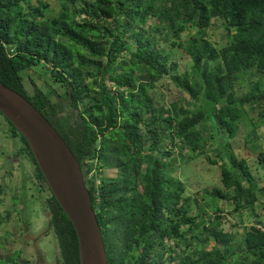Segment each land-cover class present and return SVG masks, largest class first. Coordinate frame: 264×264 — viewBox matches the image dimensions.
<instances>
[{
    "label": "trees",
    "instance_id": "trees-1",
    "mask_svg": "<svg viewBox=\"0 0 264 264\" xmlns=\"http://www.w3.org/2000/svg\"><path fill=\"white\" fill-rule=\"evenodd\" d=\"M33 1L0 0V82L39 110L78 159L107 263L264 264V221L256 212L264 209V185L233 150L238 119L247 115L243 105L250 102L252 110L264 99L258 82L243 96L234 87L249 71L264 77V0H58L55 13L48 0ZM216 23L224 44L207 39ZM190 27V71L172 73L176 64L166 61L174 51L167 46L180 44ZM38 65H49L51 81L32 80L31 93L24 71ZM166 76L183 93L167 106L150 92ZM59 97L72 108L64 115ZM4 119L20 139L15 156L23 153L33 164L34 177L22 168L24 176L48 190L41 202L55 240L53 264H80L71 220L27 141ZM249 131L255 135L243 134L247 146L258 138L254 127ZM177 143L188 151L165 160ZM195 154L219 171L199 198L175 175ZM225 208L239 213L240 223L248 210L252 224L243 232L224 230ZM9 235L0 238L7 253L0 264L31 263Z\"/></svg>",
    "mask_w": 264,
    "mask_h": 264
},
{
    "label": "rangeland",
    "instance_id": "rangeland-1",
    "mask_svg": "<svg viewBox=\"0 0 264 264\" xmlns=\"http://www.w3.org/2000/svg\"><path fill=\"white\" fill-rule=\"evenodd\" d=\"M33 2L35 3V0ZM48 3L51 11L55 13L58 9V0H48ZM207 32V39L210 40V42L219 40L224 44L225 39L220 38L221 28L217 23L212 24ZM193 33L194 29L190 27L182 33L178 41L180 44L167 46L174 51V54L171 53L172 59L166 61L168 67L171 66L172 63L176 64L175 68L170 69L172 73L190 71L192 62L189 59L190 57L187 53L186 45ZM162 46L166 47V44ZM49 68V65H38L24 71L26 87L31 93L34 92L32 80L35 81L38 86H40V81H43V79L48 82L51 81L50 72H48ZM256 82L260 83V91L264 94V77L260 72L252 70L247 72L242 78H239L234 84L237 96L245 95ZM43 88L45 90L47 89L46 84ZM150 92H153L157 97V104L160 105V103H162L165 106L169 105L170 101L175 100L178 96L183 94L177 89L171 76H166V78L158 81L154 87L150 89ZM257 95L260 94L257 93ZM259 103L261 104L260 107L255 106L252 110L250 109V102H246L243 105L247 115L245 116L242 114L238 119L242 127L239 128L236 133L237 140L233 143V150L235 155L238 157H245L248 162H250L252 174L260 185H264V159L261 160L258 157V152H264V99L259 100ZM57 104L60 113L63 115L72 109L62 97L58 98ZM248 120H252V122ZM253 127L255 128L258 138L256 142L248 143L247 146L244 144L245 139L243 138V134L249 133V136L255 135V133L249 131L250 128ZM10 132L11 129L8 123L5 121L4 116L0 114V238L3 239L7 237L5 236L6 233L10 234L9 240H11V238H14L13 240L17 238L12 244V247L16 248L21 246L25 249L28 254V256H25L28 258L31 257L32 260L31 263L28 264H53L56 257L55 240L53 234L46 230L48 214L44 211V204L41 202L43 198L45 199L48 197L49 193L46 189L41 190L40 187L32 181L35 180L32 174L33 164L26 155L22 153L20 157L15 156L14 153L19 147L20 139L18 136H11ZM219 137L220 136H215V142L208 145L211 150L217 147ZM165 144L167 147L170 146L168 141ZM255 145L257 146L256 148L252 150L249 148V146L254 147ZM172 150V154L165 158V160L178 158L181 153L188 151L184 147L181 148L179 143L173 146ZM210 153L212 154V152ZM176 161L180 164V160ZM183 166L184 167L178 166L176 168L175 175L183 182L185 189L193 197L199 198L200 193L202 194V190L205 187L209 188L218 181L219 171L215 169L213 164L209 163L204 154H195V156ZM22 168L26 170L29 175L33 176L31 177L32 180L28 176H24ZM110 171L114 173V170ZM91 173L92 172H89V176ZM198 175H201L203 180L202 178H198ZM26 179L28 183H26ZM41 184L44 183L41 182ZM45 188L47 187L45 186ZM228 210L229 208L224 209V217L227 216ZM256 212L260 213L264 221V209L256 208ZM238 214L239 213H233V215L228 214V216L223 219L222 224L224 230L236 229L239 232H243L245 227L247 228L252 224L251 218L253 219V216H251L248 210L242 212L243 223L238 221ZM233 223H237V225L233 226ZM3 248L4 247L0 246V254L7 255L6 250ZM13 259L14 258H12V262L10 261V263L15 264L13 263ZM10 263L7 262V264Z\"/></svg>",
    "mask_w": 264,
    "mask_h": 264
},
{
    "label": "water",
    "instance_id": "water-1",
    "mask_svg": "<svg viewBox=\"0 0 264 264\" xmlns=\"http://www.w3.org/2000/svg\"><path fill=\"white\" fill-rule=\"evenodd\" d=\"M0 112L27 141L51 192L71 220L80 264H108L82 169L70 147L39 110L2 82Z\"/></svg>",
    "mask_w": 264,
    "mask_h": 264
}]
</instances>
